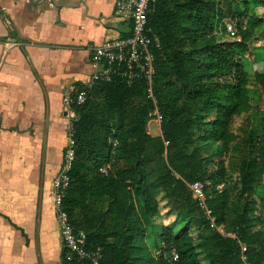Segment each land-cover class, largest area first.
<instances>
[{
  "label": "trees",
  "instance_id": "16d2710c",
  "mask_svg": "<svg viewBox=\"0 0 264 264\" xmlns=\"http://www.w3.org/2000/svg\"><path fill=\"white\" fill-rule=\"evenodd\" d=\"M258 7L264 0L150 4L147 28L160 41L152 93L161 136L146 132L153 101L144 85L115 74L72 90L75 97L84 89L86 100L69 107L73 160L61 207L73 229L85 233L86 245L100 248L101 264H243L238 241L251 264H264V197L257 196L264 128L259 134L248 125L232 130L235 118L252 108L244 51L253 29L261 27ZM226 20L237 40L219 38L230 36L223 25L218 34ZM254 80L263 95L264 72L256 71ZM104 166L107 174L99 171ZM151 180L164 193L166 214L174 216L170 224L155 219L160 201ZM197 181L214 224L234 238L210 226L189 190ZM62 262L70 264L63 250Z\"/></svg>",
  "mask_w": 264,
  "mask_h": 264
},
{
  "label": "crops",
  "instance_id": "0c3cea01",
  "mask_svg": "<svg viewBox=\"0 0 264 264\" xmlns=\"http://www.w3.org/2000/svg\"><path fill=\"white\" fill-rule=\"evenodd\" d=\"M114 2L0 0V264H63L53 180L74 117L64 99L99 70L91 48L129 35Z\"/></svg>",
  "mask_w": 264,
  "mask_h": 264
},
{
  "label": "built area",
  "instance_id": "2783aa9c",
  "mask_svg": "<svg viewBox=\"0 0 264 264\" xmlns=\"http://www.w3.org/2000/svg\"><path fill=\"white\" fill-rule=\"evenodd\" d=\"M155 0H115L114 14L119 17L129 19L131 23L130 33L127 37L108 39L101 45L90 50L92 62L99 66V70L94 73L87 83L83 84L87 88L99 80H109L112 75L122 77L127 84H142L145 86L147 96L152 99L153 107L149 112L151 120L157 121L160 125L161 116L156 106V101L152 93L154 75V51L159 48L158 37L151 35L147 28V16L150 12V4ZM223 23V24H222ZM218 26V34L221 33L223 25L224 31L230 36L236 34V28L230 21H224ZM86 100V91L80 90L75 97L70 95L64 99V106L69 109L72 103L83 104ZM70 138V137H69ZM73 142L70 138L69 147L64 153L63 167L60 173L53 180L55 214L60 228V242L64 251V259L70 264H101L100 248H92L86 245V235L83 231H75L71 226L66 213L62 210L61 201L63 191L68 186V174L73 160ZM103 174H107L108 167L99 169ZM191 196L204 210L210 219V226L216 228L214 219L209 216V211L205 204V192L202 182H193L189 185ZM218 231V230H217ZM219 232V231H218ZM223 236L234 238L233 234L222 233ZM240 258L243 264H251L247 260L246 246L240 243ZM177 259V253L171 252V260Z\"/></svg>",
  "mask_w": 264,
  "mask_h": 264
},
{
  "label": "rangeland",
  "instance_id": "374dc122",
  "mask_svg": "<svg viewBox=\"0 0 264 264\" xmlns=\"http://www.w3.org/2000/svg\"><path fill=\"white\" fill-rule=\"evenodd\" d=\"M255 17L262 20L261 21V27L253 29V36L251 40L247 43V48L244 51V59H245V69L248 72L249 76V83H248V89H249V95H250V103L252 105L251 110L246 113L242 114L239 117H236L232 126V130L234 132H238V127L251 126L253 129H255L256 133H261L262 129L264 128V94L260 92L256 81L254 80V73L256 71L258 72H264V36H261V33L264 32V8L258 7L254 10ZM221 35V34H220ZM222 40H237L238 36H219ZM213 117V114H212ZM211 119V116L209 117ZM149 128L151 129L152 133L158 132V123L157 121H152L150 123ZM146 132L149 134L148 129L146 127ZM151 135V134H149ZM161 136V134H160ZM215 146V145H213ZM229 179L235 181V173L229 172L228 173ZM152 181V180H151ZM155 181L151 182V185L153 187V192L157 200L160 201V214L156 219V221H160L163 224H170L174 216L173 215H167L166 214V208L165 206V200L164 199V193L161 191H158L157 189L159 187L156 186ZM157 190V191H156ZM65 190L63 191L64 195ZM257 196L258 197H264V175L261 178L259 187L257 189ZM262 211V204H259V206L256 209V212L261 214ZM219 232L226 233L223 226H217L215 228ZM197 230L193 227L191 230L192 237H197ZM199 243V240H196V245ZM201 251V248H199ZM201 258H203V253L200 252Z\"/></svg>",
  "mask_w": 264,
  "mask_h": 264
}]
</instances>
